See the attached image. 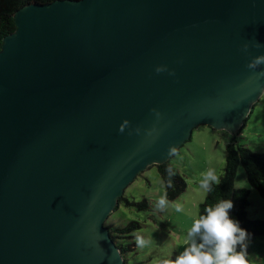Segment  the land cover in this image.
Segmentation results:
<instances>
[{
    "label": "water",
    "instance_id": "obj_1",
    "mask_svg": "<svg viewBox=\"0 0 264 264\" xmlns=\"http://www.w3.org/2000/svg\"><path fill=\"white\" fill-rule=\"evenodd\" d=\"M14 23L0 50V264H125L105 222L126 187L194 127L233 133L263 93L241 47L264 44V0L32 2ZM125 120L159 135L121 134Z\"/></svg>",
    "mask_w": 264,
    "mask_h": 264
},
{
    "label": "rangeland",
    "instance_id": "obj_2",
    "mask_svg": "<svg viewBox=\"0 0 264 264\" xmlns=\"http://www.w3.org/2000/svg\"><path fill=\"white\" fill-rule=\"evenodd\" d=\"M233 141L254 151L264 152V91L242 125L233 133L216 130L207 124L194 127L191 138L170 159V163L186 180L187 189L177 200L169 201L164 211L156 208L157 200L165 194V183L156 166L141 172L126 187L125 198L130 201L147 199L152 211L138 212L121 204L106 220V227L123 228L131 221H138L143 226L134 233L149 242L146 246L138 247L133 234L116 240L127 250L122 255L125 264H160L164 258L174 260L183 251L184 234L193 220L198 218L200 205L206 198V191L200 187L202 176L209 169H214L221 178L226 165L227 147ZM235 184L250 190L249 218L264 220V198L249 185L242 166L239 167ZM177 203L183 206L180 212L175 210ZM247 244L249 264H264V237L249 236Z\"/></svg>",
    "mask_w": 264,
    "mask_h": 264
},
{
    "label": "clouds",
    "instance_id": "obj_3",
    "mask_svg": "<svg viewBox=\"0 0 264 264\" xmlns=\"http://www.w3.org/2000/svg\"><path fill=\"white\" fill-rule=\"evenodd\" d=\"M261 49L264 44L259 42L245 43L241 47V52L251 57L246 65L247 69L252 73L248 83L259 82L264 78V55L252 56L251 48ZM259 70V71H258ZM167 71L166 67H157L156 72L162 73ZM170 75H175L170 72ZM157 122L163 119V114L156 109H153ZM128 130V135H144L149 138H155L159 135L160 129L152 127L145 130L141 127L132 128L131 122L125 120L119 131L123 134ZM168 156L172 157L177 154V147L172 145L168 148ZM221 183L220 177L217 176L214 169H209L203 174L200 181V187L205 191L211 192L213 186ZM169 187H172V182L169 181ZM169 201L167 193L161 196L156 202V208L159 211H164L168 207ZM234 205L231 200H219L215 205H209L204 209L205 214H201L195 218L191 226L187 229L183 238V251L173 260L164 258L160 264H249L247 253V241L249 234L240 227L237 221L230 218L229 212ZM175 210L180 212L183 206L175 205ZM136 243L138 247H144L149 242L142 236L136 235ZM240 251H237V247Z\"/></svg>",
    "mask_w": 264,
    "mask_h": 264
},
{
    "label": "trees",
    "instance_id": "obj_4",
    "mask_svg": "<svg viewBox=\"0 0 264 264\" xmlns=\"http://www.w3.org/2000/svg\"><path fill=\"white\" fill-rule=\"evenodd\" d=\"M56 0H0V50L6 37L16 32L14 17L16 12L24 6L37 2L40 4H49ZM158 168L165 183V193L168 201L177 200L187 189V183L184 177L170 163V160L160 165H153ZM243 167L249 185L256 189L264 198V152L254 151L245 145L231 142L227 147L226 165L224 174L221 176V183L213 186L211 192L206 191L205 201L200 205L199 215L205 214L204 209L209 205H215L219 200H231L233 209L229 216L237 221L241 228L245 229L249 236L264 237V220H252L248 216L249 195L248 188H239L235 181L239 167ZM169 181L172 187L168 186ZM125 204L126 207L133 208L138 212H151L152 208L147 199L142 201H130L123 197L119 200V205ZM116 208V209H117ZM142 224L138 221H131L123 228H114L108 226L110 235L115 244L120 249L122 255L127 250L117 243V238H128L131 234L142 229ZM237 247V251H240Z\"/></svg>",
    "mask_w": 264,
    "mask_h": 264
}]
</instances>
